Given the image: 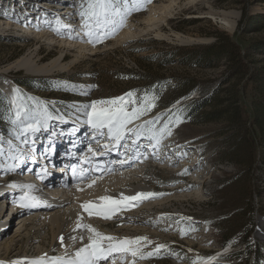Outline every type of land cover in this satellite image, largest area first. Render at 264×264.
I'll return each mask as SVG.
<instances>
[{
	"label": "rangeland",
	"instance_id": "obj_1",
	"mask_svg": "<svg viewBox=\"0 0 264 264\" xmlns=\"http://www.w3.org/2000/svg\"><path fill=\"white\" fill-rule=\"evenodd\" d=\"M169 1L135 0L133 3L129 0L125 6L119 0L115 7L120 9V15L109 17V22L99 29L95 21L91 22L92 31L102 42L93 41L95 48L90 50L86 42L89 37L85 34L88 29L79 16L88 0H0V80L13 83L23 107L33 112L46 107L52 115L48 131L41 129L33 133L39 140L53 139L60 136L57 132L67 131L72 123H79L80 142L69 150L72 160L76 158L72 156L76 150L88 153L83 142L87 132L90 137L93 135L92 130L86 131L88 126L83 122L86 117L77 112V107L128 92H135L130 98L136 101L135 106L144 102L145 97L155 104L134 123L139 125L159 118L156 129L167 124L171 135H165L156 148L145 137L137 140L135 147L148 149L146 154L150 158L145 159L132 155L131 144L136 138L129 134L118 146L121 151L117 160L118 164L122 160L129 166L123 170L126 173L139 171L140 165H144L145 176L140 179L147 187L143 193L162 195L141 199L139 204L128 201L117 206L107 221L109 224L103 227L106 232L110 231L106 236L117 239L146 237L140 249L145 256L159 245L166 246L158 255L141 259L138 253L137 257L130 258L137 260L136 264H264V225H259V220L264 219L261 211L264 203L259 197L264 190V163L261 162L264 145L258 142L263 134L250 117L251 107L264 102V83L255 91L252 83L244 88L247 76L226 81L229 65L224 61L214 63L213 67L198 68L179 64L176 56L173 63L162 65L171 49L207 47L217 41L213 35L217 33L236 41L246 54L248 76L256 70L264 81V58L254 47L264 44V0ZM162 3L171 7L166 16L152 9L149 18L150 9ZM130 25L134 28L128 37L124 30ZM67 36L76 37L87 48L79 54L75 50L63 51L55 43L66 40ZM61 52L66 67L53 73H34L28 65L33 61L28 60L31 57L39 64L55 59ZM13 63L19 66H12ZM186 81L193 89L185 98L182 96L186 94ZM217 87L214 98L200 112L212 116H192L179 109L183 102L205 98ZM156 90L161 94L156 95ZM0 93V137L4 141L0 145L3 147L0 183H35L34 173L31 175L24 166L30 158L22 150L28 147L16 138L21 125L11 122L14 116L11 96L1 89ZM131 107L130 103L129 110ZM9 140L16 146L12 150ZM27 140L29 145L34 144L30 134ZM99 140L109 141L107 136ZM40 144L44 146L46 142L42 140ZM63 149L59 147L55 155L59 156L57 153ZM129 151L130 157L136 159H127ZM13 156L20 158L12 159ZM108 165L113 172L119 169L114 170L112 162L105 163ZM50 175L55 184L65 176ZM35 186L40 191L50 190L47 183ZM0 197V223L7 222L0 235V242H4L25 219L27 207L24 210L15 207V200L14 203L8 200L4 207L5 200ZM34 232L29 237L21 233L24 238L17 245L23 249L29 239L30 243L39 241V235L35 232V237ZM48 239L42 244L46 245ZM57 255L51 252L47 258ZM20 261L0 258V264Z\"/></svg>",
	"mask_w": 264,
	"mask_h": 264
},
{
	"label": "bare ground",
	"instance_id": "obj_2",
	"mask_svg": "<svg viewBox=\"0 0 264 264\" xmlns=\"http://www.w3.org/2000/svg\"><path fill=\"white\" fill-rule=\"evenodd\" d=\"M174 1L171 0L168 3H172ZM163 4L164 3L158 5L157 7L153 6L149 11V18H151L152 16L151 15L153 12L152 9H155L154 12L158 11L159 13L162 12L163 14H165L167 11L169 12L171 8L168 7L169 4H167V6ZM161 17H164V15H162ZM149 18L148 21L153 20ZM156 21L158 22L157 18ZM156 21H154V23ZM132 28L134 27L130 25L128 26L127 29L124 30L125 32L124 31L123 32L127 33L126 34L127 36L131 35ZM34 31H36V29ZM124 33L122 35H124ZM40 36L44 37L45 35H40ZM75 38L76 37L67 36L66 40L63 39L64 40L63 41L62 39H60L55 44L58 45L61 49H63V51L75 50L76 53L79 54L87 47H85L84 43L81 44L78 43L76 41L77 38L76 39ZM86 42L89 43L88 46L91 47L90 50H94L95 44L92 42L90 43L88 41ZM63 55L64 54L61 52L59 56L56 57L55 59L39 64L36 63V58L34 59L31 57L28 60L33 59V61H31L28 65L32 67L31 70L34 73L43 74V75L50 74L66 67L63 64ZM12 66L18 67L19 64L17 65L13 63ZM0 89L9 97L11 96L12 102L13 100H15L17 104L22 106L21 102L18 99L17 93L15 92L16 90L12 82H4L0 80ZM78 124L79 123H72L71 124L72 126L70 125L67 131H62V133L57 132L60 136L56 135V137H54L53 139L50 136L51 137L50 139L46 138L47 141L42 138L41 140H39L40 137H35V134L29 133L30 138L34 143L33 145H35V148L32 149L33 152L44 151L45 153L43 155H47L48 160L51 161L47 166V171L51 172L50 174H55L56 176L61 175V177H63V175H65L64 179L60 178L62 180L58 184L57 183L55 184L54 183L55 181H51L50 175L47 174L44 175L42 174L43 176L41 178H38V181H40L42 184L47 183L48 186L49 183L52 182V187L48 191L37 190L35 184L38 183V181H36L35 183L18 182L16 185H19L21 187H16V188L10 187L9 183H0V195H4L7 197L9 196V199H11L10 198L11 195H9L10 192L8 193V190L16 189L14 191L16 192V194H14L12 197L15 200V207H19L18 202L21 200V197L24 196L25 192H27L29 196L35 197V200L32 201V203L35 206L28 207L26 210L27 212L25 211H24L25 213L23 212L25 214L24 216L25 219L23 217L24 220L20 221L16 225L18 227L16 228V231L12 236L13 238L12 237L7 238L4 242H0L1 259H5V260L8 259L11 261L21 260L20 263L23 262V260H26L28 261L26 262V264H30V261L38 258H44L46 264H50L53 258L60 257L67 259L74 255L75 250L81 247L82 243L88 242L89 236L93 235L88 231L86 227H83L84 225H91L98 232L104 235H106L107 232H110L109 230H107L106 232L103 229V227L109 224L107 221L111 219H104L101 216H97L95 214L90 216L89 213L81 207L83 204H86L88 202H93L95 205H102L104 204V201H101L100 198L107 196L115 200H121L122 203L120 205H123L125 203H129L128 201H123V197L135 196L137 193H143L146 190L147 187L146 183L142 182L141 181L142 179H140V177L144 178L145 176L143 170L144 165H140L142 167L140 169L143 171L139 170L134 173L133 172L126 173L123 170L129 166H125V163H123L124 165L120 166L119 169L116 170L115 172H113V170H108L105 174H100V175L94 174L93 177L90 176L86 177L85 169L84 171L82 169H77L76 171H78V173L72 175L70 178V176L66 173V171L68 168L72 171V167L71 166L66 167V163L68 164V159H71V157H69L70 155L69 150L75 149L76 148L75 146H77L80 142L79 140L80 137L78 133L80 127L78 126ZM58 137L60 138L62 137L61 140H59ZM42 140L46 142L44 146L40 144ZM49 142H51V145L49 144ZM70 142H74V143H70ZM61 146L64 147V149L62 150V152L57 153L59 154V156L55 155L54 153L55 150L59 149V147ZM112 151H116V146H115V150L113 149ZM112 151L109 154L112 155L113 157ZM60 157H64L65 159H67V162L63 163L62 160L64 159H61ZM28 158L30 157L28 156ZM32 159L34 158H30L29 159L30 161L26 162L25 164L26 169L28 167H31V169H36L34 166L35 162L34 161L32 162L31 161ZM86 160L87 159L84 158L81 161V163L83 164L85 162L86 164H88L89 162ZM51 163L53 164L57 163L56 165L59 167V170L54 172L53 171L54 168L51 165ZM33 173L35 174V172L32 170L31 175H33ZM26 185H32V188L29 189L23 187ZM142 201L138 200V201H134V203L139 204ZM4 202H5L4 204L5 206L6 201ZM162 204H166V202H163ZM95 210L96 209H94L93 211ZM6 213L7 211H5V214ZM112 214L113 213H111V215ZM127 214L130 217H136L131 215L130 213ZM78 225L80 226L78 227ZM259 225L260 226L264 225V219L259 220ZM5 227H7V222L5 224L0 223V235L2 233L1 231H3ZM32 231H35L37 235H39L37 237L39 238V241L38 239L37 240L35 239L36 233L34 232L35 237L34 236L33 237L35 241L32 242L31 240L30 243L29 241L30 239H29L25 243L24 248L21 249L20 246L17 245V243L20 242L22 238H24L21 237L22 236L21 233H24V236L26 235L29 237ZM61 237L64 238L63 244L61 243V239H60ZM81 237H83V242L81 241ZM46 239L49 240L48 242L46 241L47 244L46 242H45L46 245L42 244V241ZM51 252H57L58 255L49 259L47 258L48 257L47 255L50 254ZM122 255L123 258L129 259L124 261L125 262L124 264H129L130 261H133L130 259L133 258L132 256H130V253H126ZM134 261L136 262L137 260ZM101 264H104V262H101ZM108 264H110V262H108ZM117 264H119V259L117 260Z\"/></svg>",
	"mask_w": 264,
	"mask_h": 264
},
{
	"label": "snow or ice",
	"instance_id": "obj_3",
	"mask_svg": "<svg viewBox=\"0 0 264 264\" xmlns=\"http://www.w3.org/2000/svg\"><path fill=\"white\" fill-rule=\"evenodd\" d=\"M129 0H123L125 6L128 5ZM119 3V0H88L87 7L82 6V10L79 12V16L83 21V26L88 29L85 33L89 37V42H102L98 37L97 33L91 29V22L95 21L96 28H100L109 22V17L113 15H120V9L115 7V4ZM135 3V0H133ZM136 10H139L136 8ZM59 33L60 29H56ZM104 33L103 35H107ZM135 96V92H128L124 96L115 97L108 100H94L89 104H84L77 107V112L81 113L82 117H86L83 121L92 130L93 135L91 141H98L100 137L107 136V140L114 141L117 146L121 144L129 134L134 136L136 139L132 140L131 146L135 147L137 140L141 137H145L150 141H153V148L158 147L160 141L165 135H171V129L165 124L158 130L155 125L159 118L156 120H148L136 125L134 122L140 120V118L146 115L155 104L149 102L147 97L144 98V102L136 105V101L130 98ZM132 104L131 110H129V104ZM11 112L14 113L12 123L15 125L19 123L21 125L20 134L16 137L20 139L26 147H30L27 140L29 133H35L41 129L47 130L48 121L53 119L46 107L33 112L16 103L15 100L12 102ZM91 141L87 151L93 156L97 155V152L91 147ZM3 138L0 137V145L3 144ZM10 150L14 149L11 140L8 141ZM124 147L129 145L124 144ZM102 147L107 148L108 144L105 143ZM0 154H3V147H0ZM19 156H13L12 159H19ZM123 163V161H121ZM12 170L11 168L9 169ZM186 171V170H185ZM10 187L16 188L21 187L16 184H11ZM26 188H32V185L23 186ZM158 195V193H137L135 196L123 197V201H138L141 199H148ZM35 197H31L25 192L24 196L18 202L20 208L33 207L35 206L32 201ZM101 201H104L102 205H95L93 202L83 204L81 207L89 213V215L101 216L104 219H111V213L116 210L122 201L115 200L110 197H101ZM96 209L95 211H93ZM80 225H78L79 227ZM90 233L93 235L89 236L87 243H82V246L75 250L73 256L65 258H53L50 264H124L122 254L130 253L133 258L137 257L141 249V241L147 240L146 237H137L135 239H117L113 236H106L98 232L91 225H84ZM183 234V233H182ZM63 244V237L60 238ZM83 242V237H81ZM105 241L107 243H105ZM166 247L165 245H159L153 252L144 254L140 253L141 259H146L153 255H158L160 249ZM13 264H20V262H13ZM30 264H46L44 258H38L30 261ZM129 264H135V261H130Z\"/></svg>",
	"mask_w": 264,
	"mask_h": 264
},
{
	"label": "trees",
	"instance_id": "obj_4",
	"mask_svg": "<svg viewBox=\"0 0 264 264\" xmlns=\"http://www.w3.org/2000/svg\"><path fill=\"white\" fill-rule=\"evenodd\" d=\"M262 21V20H261ZM256 26V25H255ZM216 38V42L203 48H195V49H188V50H182V49H174L170 50L171 53L168 54V57L165 59V61L162 62V65L165 64H171L173 63V58L178 56L179 57V64L181 65H188L192 67H213L214 63H218L221 61L226 62L229 65V75L228 79L226 81H230L233 78H246L247 84H244V88L250 83H252L253 89L258 87H261V83H264L261 76L258 74L256 70L252 73V76H248L249 74V64L246 61V54L241 51V49L238 47V44L236 41H234L232 38H229L227 35L221 37L219 34H213ZM255 50L257 49L258 53H260L264 58V44H258L255 45ZM179 54V55H178ZM250 53H248L247 56H249ZM26 81H30L27 79ZM32 81H38L43 82V80H32ZM186 94L182 97H187L189 95L190 91H192L193 86H191L189 81H186L184 83ZM264 85V84H263ZM217 88L207 97L205 98H199V99H189L182 104H180L179 109L186 110L188 115L196 116V115H204L202 117L212 116V114L207 113H200L202 110L209 105L211 100L214 98V96L217 93ZM259 89V88H258ZM261 89V88H260ZM156 95H160L161 92L159 90H156ZM0 95H2L0 93ZM172 111V110H171ZM235 115V114H234ZM237 118V114L235 115ZM250 117L252 119L253 125H258V131L262 132L263 136L259 137L258 142L264 145V102H258L255 103L254 107H251ZM256 123V124H255ZM262 163H264V156L262 158ZM259 197L262 199V204L264 203V190L263 192H260ZM261 204V205H262ZM261 211H264V207L261 206Z\"/></svg>",
	"mask_w": 264,
	"mask_h": 264
},
{
	"label": "water",
	"instance_id": "obj_5",
	"mask_svg": "<svg viewBox=\"0 0 264 264\" xmlns=\"http://www.w3.org/2000/svg\"><path fill=\"white\" fill-rule=\"evenodd\" d=\"M259 220V219H258ZM258 220H257V224H258Z\"/></svg>",
	"mask_w": 264,
	"mask_h": 264
}]
</instances>
